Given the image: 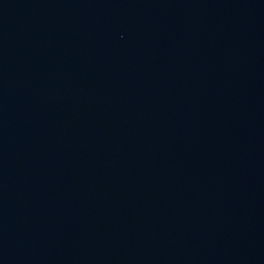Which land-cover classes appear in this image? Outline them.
<instances>
[{"label": "water", "instance_id": "1", "mask_svg": "<svg viewBox=\"0 0 264 264\" xmlns=\"http://www.w3.org/2000/svg\"><path fill=\"white\" fill-rule=\"evenodd\" d=\"M0 264H264V0H0Z\"/></svg>", "mask_w": 264, "mask_h": 264}]
</instances>
